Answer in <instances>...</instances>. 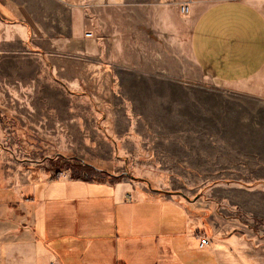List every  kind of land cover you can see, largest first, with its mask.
Wrapping results in <instances>:
<instances>
[{"label": "rangeland", "instance_id": "obj_1", "mask_svg": "<svg viewBox=\"0 0 264 264\" xmlns=\"http://www.w3.org/2000/svg\"><path fill=\"white\" fill-rule=\"evenodd\" d=\"M167 1L109 4L116 50L86 8L71 36L70 0H57L63 33L49 24L26 37L0 22V173L11 181L12 168L33 165V176H55L51 159L76 157L191 207L207 241L241 235L264 248V99L157 40L147 12Z\"/></svg>", "mask_w": 264, "mask_h": 264}, {"label": "crops", "instance_id": "obj_2", "mask_svg": "<svg viewBox=\"0 0 264 264\" xmlns=\"http://www.w3.org/2000/svg\"><path fill=\"white\" fill-rule=\"evenodd\" d=\"M118 1L70 0L71 36L86 27V8L98 13L116 50L119 14L109 4ZM147 14L168 50L186 54L228 89L264 99V0H168ZM0 22L21 36L40 34L7 0H0ZM32 167L12 168L11 181L0 173V264H264V248L241 235L208 236L201 247L207 234L199 213L180 200L129 181H85L61 171L33 176Z\"/></svg>", "mask_w": 264, "mask_h": 264}, {"label": "built area", "instance_id": "obj_3", "mask_svg": "<svg viewBox=\"0 0 264 264\" xmlns=\"http://www.w3.org/2000/svg\"><path fill=\"white\" fill-rule=\"evenodd\" d=\"M7 2L17 14L24 13L29 23L38 27L40 34L49 24L57 29V34L63 33V30H65L64 12L59 7L57 0H7ZM187 10L186 5H180L179 11L181 13L184 14ZM85 35H88V33ZM200 241L201 247L208 244L205 238H201Z\"/></svg>", "mask_w": 264, "mask_h": 264}, {"label": "trees", "instance_id": "obj_4", "mask_svg": "<svg viewBox=\"0 0 264 264\" xmlns=\"http://www.w3.org/2000/svg\"><path fill=\"white\" fill-rule=\"evenodd\" d=\"M51 166L56 175L60 173L61 168L68 169L70 176L74 179L79 178L85 181L101 180L102 176L111 177L110 182H116L119 179V176H112L106 171L99 170L92 164H88L76 157L60 156L56 160L51 159Z\"/></svg>", "mask_w": 264, "mask_h": 264}, {"label": "bare ground", "instance_id": "obj_5", "mask_svg": "<svg viewBox=\"0 0 264 264\" xmlns=\"http://www.w3.org/2000/svg\"><path fill=\"white\" fill-rule=\"evenodd\" d=\"M77 42H78V43H81L82 41H81V40H78Z\"/></svg>", "mask_w": 264, "mask_h": 264}]
</instances>
